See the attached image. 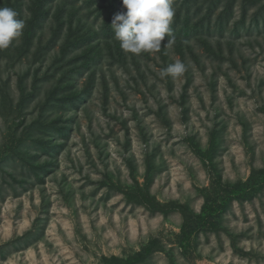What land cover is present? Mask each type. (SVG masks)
I'll return each mask as SVG.
<instances>
[{
	"label": "rangeland",
	"instance_id": "rangeland-1",
	"mask_svg": "<svg viewBox=\"0 0 264 264\" xmlns=\"http://www.w3.org/2000/svg\"><path fill=\"white\" fill-rule=\"evenodd\" d=\"M0 7V264H264V0H173L139 55L122 0Z\"/></svg>",
	"mask_w": 264,
	"mask_h": 264
},
{
	"label": "clouds",
	"instance_id": "clouds-1",
	"mask_svg": "<svg viewBox=\"0 0 264 264\" xmlns=\"http://www.w3.org/2000/svg\"><path fill=\"white\" fill-rule=\"evenodd\" d=\"M122 7L126 11L114 15L111 27L124 52L139 55L159 51L165 36L171 37L167 44L174 42L171 29L175 15L173 0H122ZM17 15L10 7H0V49L8 48L22 36L25 21L17 19ZM95 30L99 31L98 25ZM185 71V65L177 60L162 68L159 75L161 78L169 75L175 78Z\"/></svg>",
	"mask_w": 264,
	"mask_h": 264
},
{
	"label": "trees",
	"instance_id": "trees-1",
	"mask_svg": "<svg viewBox=\"0 0 264 264\" xmlns=\"http://www.w3.org/2000/svg\"><path fill=\"white\" fill-rule=\"evenodd\" d=\"M183 234H186L185 231H182Z\"/></svg>",
	"mask_w": 264,
	"mask_h": 264
}]
</instances>
